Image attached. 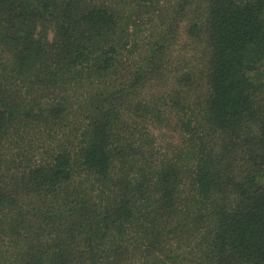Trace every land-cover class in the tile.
Listing matches in <instances>:
<instances>
[{"label": "trees", "instance_id": "16d2710c", "mask_svg": "<svg viewBox=\"0 0 264 264\" xmlns=\"http://www.w3.org/2000/svg\"><path fill=\"white\" fill-rule=\"evenodd\" d=\"M173 8L0 0V264H264V0Z\"/></svg>", "mask_w": 264, "mask_h": 264}, {"label": "rangeland", "instance_id": "374dc122", "mask_svg": "<svg viewBox=\"0 0 264 264\" xmlns=\"http://www.w3.org/2000/svg\"><path fill=\"white\" fill-rule=\"evenodd\" d=\"M176 1L177 0H164V5H165V10L166 9H169V11H173V6L176 4ZM148 26H150V25H148ZM40 31V30H39ZM142 32V31H141ZM183 33V32H182ZM142 34H145V32L143 31V33ZM53 36H54V33H53V31H50L49 32V38H53ZM142 36V35H141ZM180 39H182V42L180 41ZM180 39L178 40V42H177V44L174 46V48H173V57H172V59H173V61H174V66H180V63H178L177 62V59H180V58H182V57H184V55H185V53H187V52H185L186 50V48H183L182 46H185L186 47V43H185V40H186V35H184V34H181V37H180ZM194 50H196V52L198 53V55L203 51V48L201 47V45L199 46V45H196V44H194V46L192 47ZM181 50H183V51H181ZM190 55H192V53H187V57H191ZM190 59H192V57L190 58ZM169 136V138H167L166 139V142H167V144H169V143H171V142H175L176 144H178V140H177V138H176V135L174 134V139H172L171 137H170V135H168ZM171 136H173V135H171ZM33 154H34V152H32ZM32 158V162L34 161V160H36L37 158H34V156H31Z\"/></svg>", "mask_w": 264, "mask_h": 264}]
</instances>
